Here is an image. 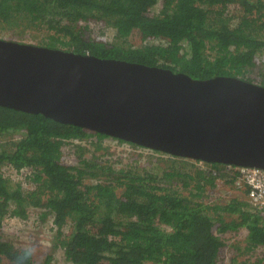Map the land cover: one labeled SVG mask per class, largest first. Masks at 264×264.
<instances>
[{"label":"trees","instance_id":"16d2710c","mask_svg":"<svg viewBox=\"0 0 264 264\" xmlns=\"http://www.w3.org/2000/svg\"><path fill=\"white\" fill-rule=\"evenodd\" d=\"M97 26L112 29L113 39ZM3 33L196 79L254 82L251 73L264 61V0H0ZM12 134L0 142V264H13L18 247L2 235L12 203L14 215L26 216L30 206L41 221L51 218L71 264H259L264 257L250 261L255 247H264L262 209L238 198L218 201L205 190L218 181L234 188L237 177L225 164L195 162L180 171L160 159L151 172L135 163L115 167L102 141L111 136L0 105V138ZM4 165L28 170L34 187L13 184ZM236 188L247 196L245 187ZM242 227L247 245L238 251L248 257L224 261L223 235Z\"/></svg>","mask_w":264,"mask_h":264},{"label":"water","instance_id":"95a60500","mask_svg":"<svg viewBox=\"0 0 264 264\" xmlns=\"http://www.w3.org/2000/svg\"><path fill=\"white\" fill-rule=\"evenodd\" d=\"M0 105L171 156L264 169V86L0 38Z\"/></svg>","mask_w":264,"mask_h":264},{"label":"rangeland","instance_id":"374dc122","mask_svg":"<svg viewBox=\"0 0 264 264\" xmlns=\"http://www.w3.org/2000/svg\"><path fill=\"white\" fill-rule=\"evenodd\" d=\"M231 12L234 13L233 9H231ZM97 27L98 28H96V32H98V29H101L104 32V36H106L108 40L113 39L114 31L112 29L102 28L100 26ZM0 38L14 40L12 36L5 33L0 34ZM15 41L39 45L37 39L30 38L28 36L22 39L16 38ZM261 56H264V53H262ZM251 76L254 79V83L261 84V80L264 79V61L261 62L258 68L254 69V71L251 73ZM10 137L16 138L17 134H12L9 136L5 135L0 138V142H5L9 140ZM106 142L107 145L110 146V150L112 152L109 157H107V159L113 162L115 167H121L127 164L135 163L137 170L151 172L154 171V168L160 159H168L169 162L173 164L175 169L186 171L185 168L191 169L190 165L195 164L193 161H191V159L188 158L174 159L166 154L156 153L146 148L137 147L131 144L129 146L127 143L117 142L111 138H107ZM68 148L69 146L67 145L63 147V152L65 154H68ZM134 154L136 157L135 160H133ZM67 156V159L70 162H75L73 160L72 154ZM2 172L4 176L7 177L13 184L19 183L23 190H30L34 187L35 182L33 181V177L29 178L30 172L26 169L17 171L9 165H4L2 166ZM205 190L210 196L215 197V199L218 201L224 202L225 200H230L232 198H238L247 201V197L243 192H241L239 189L232 188L229 184L227 185L222 181L217 182V186L214 191L209 192V188ZM13 207L14 204L12 203V205H10L11 212H8L2 221V235L6 240H11L16 246H19L23 243V239L27 237V233L32 232L35 239L40 240L41 243H43L45 239L50 241L49 244L45 245L47 251L43 260H45L48 254H52L50 264H71L65 260L63 251L57 244V230L54 227L50 217L45 221H41L39 218L40 210L30 206L27 208L26 216L20 217L12 214ZM65 232H67V228H65ZM247 234L248 231L246 228L242 227L238 231H228L223 235L225 241L227 242L226 246L223 247L221 251V256L224 257V261H228L230 257L239 254L238 246L245 247L247 245ZM255 250L256 253L251 255L252 258L250 261L252 262L255 261L257 257H262L264 253V247H256ZM246 257H248V253L238 255L240 260H246ZM36 259L38 260V258ZM42 261L38 260V263ZM259 264H264V257H262Z\"/></svg>","mask_w":264,"mask_h":264},{"label":"built area","instance_id":"2783aa9c","mask_svg":"<svg viewBox=\"0 0 264 264\" xmlns=\"http://www.w3.org/2000/svg\"><path fill=\"white\" fill-rule=\"evenodd\" d=\"M107 138H104L103 144L107 145ZM120 142L117 139H114ZM129 146L131 143L123 141ZM132 145V144H131ZM110 148V146H108ZM111 149V148H110ZM225 170L230 174L234 173L237 179L234 182L236 187H245L247 189V200L254 208L262 209L264 207V169L258 167H245L226 165Z\"/></svg>","mask_w":264,"mask_h":264},{"label":"clouds","instance_id":"9594fccd","mask_svg":"<svg viewBox=\"0 0 264 264\" xmlns=\"http://www.w3.org/2000/svg\"><path fill=\"white\" fill-rule=\"evenodd\" d=\"M148 150H150V149H148ZM150 151L155 152L154 150H150ZM166 155H168V154H166ZM168 156H171V155H168ZM191 161H193L194 163L199 162L200 165L204 163L203 161H200V160L191 159ZM233 185H234V188H236L235 184H233ZM246 202L249 204L248 200ZM249 209L250 210H257V211L261 210L258 208H254L250 204H249ZM261 212H262V214H264V207L262 208ZM49 243H50V241H48L47 239H45L44 242L41 243L40 240L35 239L32 232H28L27 237L23 239V243L21 245H19L14 252L13 264H38V260L42 261L44 259V256L46 255V251H47V249L45 248V245L49 244ZM261 247H263V246H261ZM36 258H38V260Z\"/></svg>","mask_w":264,"mask_h":264}]
</instances>
